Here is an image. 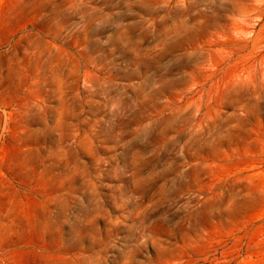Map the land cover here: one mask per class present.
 Here are the masks:
<instances>
[{
    "label": "rangeland",
    "instance_id": "1",
    "mask_svg": "<svg viewBox=\"0 0 264 264\" xmlns=\"http://www.w3.org/2000/svg\"><path fill=\"white\" fill-rule=\"evenodd\" d=\"M0 264H264V0H0Z\"/></svg>",
    "mask_w": 264,
    "mask_h": 264
}]
</instances>
